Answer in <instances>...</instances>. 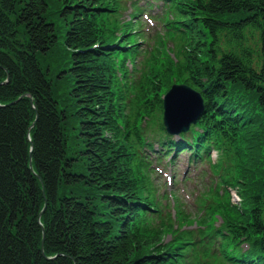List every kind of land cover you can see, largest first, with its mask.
Segmentation results:
<instances>
[{
  "label": "trees",
  "instance_id": "1",
  "mask_svg": "<svg viewBox=\"0 0 264 264\" xmlns=\"http://www.w3.org/2000/svg\"><path fill=\"white\" fill-rule=\"evenodd\" d=\"M161 2L177 54L137 84L119 0H0V264H183L188 243H165L151 220L146 151L191 148L216 150L221 182L241 198L212 192L202 239L264 264V0ZM177 82L199 89L203 115L178 141L162 125L145 135Z\"/></svg>",
  "mask_w": 264,
  "mask_h": 264
},
{
  "label": "rangeland",
  "instance_id": "2",
  "mask_svg": "<svg viewBox=\"0 0 264 264\" xmlns=\"http://www.w3.org/2000/svg\"><path fill=\"white\" fill-rule=\"evenodd\" d=\"M136 2L131 5L129 0H126V12L120 15L119 20L125 23H131L133 31H136L138 36V47L141 51L140 55L137 56L135 64L128 62L130 69H133L134 65L137 66V71L134 76L138 77L145 71L150 69L156 58L160 55V50L163 48V41L166 39V49L173 48L165 35L162 23L158 21L156 16H145V10L142 16L130 17L132 11L142 5H147L149 0H135ZM151 3V2H150ZM157 4L154 6V10L150 13L154 14L157 12ZM140 20V24L137 21ZM174 44H176L174 42ZM172 52H176V49ZM134 108L135 105H132ZM159 113L152 112L146 119V129L148 132L158 130ZM162 116V115H161ZM190 158L189 154H181L175 157L173 162L169 160H160L155 164L156 175L153 177L154 192L159 195L165 194L167 197V210L163 212V220H167L169 216H172L169 221L175 227H178L181 231L189 232L195 231L197 225L194 223L202 215L203 203L205 199L211 194L213 187L216 182V178L212 174V170L207 163L194 164L188 161ZM229 190V189H228ZM233 201L236 202L237 197L233 194ZM183 211L185 221L177 222L174 220L176 216L177 208ZM220 218L217 219V223ZM166 240L170 239V236H165ZM201 247V246H199ZM218 253V252H216ZM213 254V253H212ZM191 264H197L196 259H190ZM210 264H224L219 262L215 256L210 257Z\"/></svg>",
  "mask_w": 264,
  "mask_h": 264
},
{
  "label": "water",
  "instance_id": "3",
  "mask_svg": "<svg viewBox=\"0 0 264 264\" xmlns=\"http://www.w3.org/2000/svg\"><path fill=\"white\" fill-rule=\"evenodd\" d=\"M204 108L199 92L187 85H173L164 97V123L171 134H179L195 123ZM35 122L32 123L34 126Z\"/></svg>",
  "mask_w": 264,
  "mask_h": 264
}]
</instances>
